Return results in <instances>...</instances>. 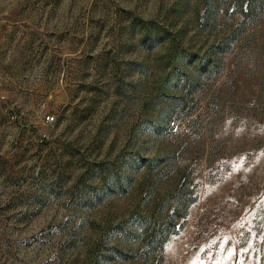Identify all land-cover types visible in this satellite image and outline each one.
Listing matches in <instances>:
<instances>
[{"label": "rangeland", "instance_id": "374dc122", "mask_svg": "<svg viewBox=\"0 0 264 264\" xmlns=\"http://www.w3.org/2000/svg\"><path fill=\"white\" fill-rule=\"evenodd\" d=\"M0 264H264V0H0Z\"/></svg>", "mask_w": 264, "mask_h": 264}]
</instances>
